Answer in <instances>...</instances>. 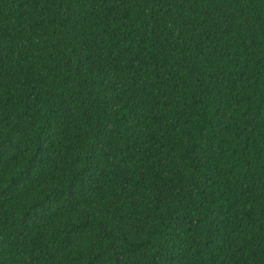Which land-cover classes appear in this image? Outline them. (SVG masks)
<instances>
[{"label":"trees","instance_id":"trees-1","mask_svg":"<svg viewBox=\"0 0 264 264\" xmlns=\"http://www.w3.org/2000/svg\"><path fill=\"white\" fill-rule=\"evenodd\" d=\"M0 264H264V0H0Z\"/></svg>","mask_w":264,"mask_h":264}]
</instances>
